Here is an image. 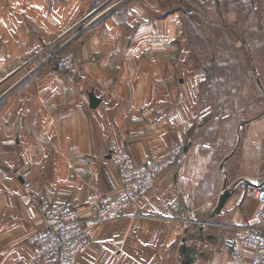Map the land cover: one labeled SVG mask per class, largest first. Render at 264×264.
Returning a JSON list of instances; mask_svg holds the SVG:
<instances>
[{"label": "crops", "instance_id": "1", "mask_svg": "<svg viewBox=\"0 0 264 264\" xmlns=\"http://www.w3.org/2000/svg\"><path fill=\"white\" fill-rule=\"evenodd\" d=\"M110 1L0 0V264H25L30 236L45 227L38 207L22 200L24 180L30 192L70 200L83 216L92 213L93 192L120 191L110 141L137 163L186 148L98 229L76 264H250L251 250L226 239L236 240L259 206L250 189L264 184V74L252 60L245 82L255 83L217 92L208 79L194 88L183 23H203L210 0H128L70 43L78 74L34 64ZM225 189L232 193L216 211Z\"/></svg>", "mask_w": 264, "mask_h": 264}, {"label": "built area", "instance_id": "2", "mask_svg": "<svg viewBox=\"0 0 264 264\" xmlns=\"http://www.w3.org/2000/svg\"><path fill=\"white\" fill-rule=\"evenodd\" d=\"M52 57V55H51ZM52 58H47L51 62ZM55 70L69 75L78 74V64L72 51H64L51 62ZM204 71L192 75L194 88L205 82ZM109 159L116 168L120 191L115 194L93 192L86 201L92 213L83 216L70 200L51 201L42 192H30V183L23 181L22 200L26 205L34 204L39 209L45 227L29 238L31 254L25 264H76L79 254L85 252L95 241L98 229L108 221L121 216L124 210L145 195L164 170L181 159L185 146L170 147L162 159L153 157L137 163L124 146L109 143ZM19 176L16 171L15 176ZM250 195L258 200L259 206L241 227L236 240L227 238L230 245L237 243L251 250L250 264L264 263V184L251 187Z\"/></svg>", "mask_w": 264, "mask_h": 264}, {"label": "rangeland", "instance_id": "3", "mask_svg": "<svg viewBox=\"0 0 264 264\" xmlns=\"http://www.w3.org/2000/svg\"><path fill=\"white\" fill-rule=\"evenodd\" d=\"M127 1L121 0V3L113 4V0L89 12L80 22L70 27V30L66 32L68 34L66 38L57 39L52 46L44 49L40 56H35L32 60L38 59V62L34 60V64H41L47 58H52L51 62H53L56 55L64 51H72L71 42L84 35L86 31L92 29L95 24ZM203 7L212 16L210 15L203 23H195L185 16L183 23L186 39H188L190 48L193 47L191 53L193 74L205 70L207 74H210L207 83H211L214 87H210L217 92H231L242 88L246 83L245 75L251 73L250 69L246 70L245 65L246 63L249 65L252 60L254 71L259 70L263 75L264 28L262 31L259 30L260 34L257 32L256 9H262L261 20L264 23V0H220V2L210 0L202 4V9ZM219 12H224V14L220 15ZM226 12L228 16L225 15ZM238 41H244L251 48L246 49L240 45L242 48L236 49L235 42ZM249 50L255 55L259 69H256V62L251 58L252 54L248 52ZM51 62L48 63L51 65ZM253 77L248 76V83L249 81L254 82L255 77Z\"/></svg>", "mask_w": 264, "mask_h": 264}, {"label": "water", "instance_id": "4", "mask_svg": "<svg viewBox=\"0 0 264 264\" xmlns=\"http://www.w3.org/2000/svg\"><path fill=\"white\" fill-rule=\"evenodd\" d=\"M89 97H90L91 107H95L98 104V100L95 98L93 92H90ZM231 193H232L231 190L228 189L223 190V193H221V195L218 198V203L215 207L216 211H220L224 207V204L226 203V199L231 195Z\"/></svg>", "mask_w": 264, "mask_h": 264}, {"label": "trees", "instance_id": "5", "mask_svg": "<svg viewBox=\"0 0 264 264\" xmlns=\"http://www.w3.org/2000/svg\"><path fill=\"white\" fill-rule=\"evenodd\" d=\"M209 78H210V74L208 73V77H207V79L205 81H207ZM203 83H205V82H202L201 84H203Z\"/></svg>", "mask_w": 264, "mask_h": 264}]
</instances>
